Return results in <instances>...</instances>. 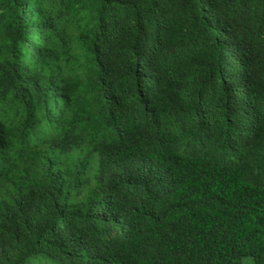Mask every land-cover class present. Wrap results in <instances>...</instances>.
<instances>
[{
	"label": "trees",
	"instance_id": "obj_1",
	"mask_svg": "<svg viewBox=\"0 0 264 264\" xmlns=\"http://www.w3.org/2000/svg\"><path fill=\"white\" fill-rule=\"evenodd\" d=\"M264 264V0H0V264Z\"/></svg>",
	"mask_w": 264,
	"mask_h": 264
},
{
	"label": "rangeland",
	"instance_id": "obj_2",
	"mask_svg": "<svg viewBox=\"0 0 264 264\" xmlns=\"http://www.w3.org/2000/svg\"><path fill=\"white\" fill-rule=\"evenodd\" d=\"M241 263L242 264H252V259L251 258H243Z\"/></svg>",
	"mask_w": 264,
	"mask_h": 264
}]
</instances>
